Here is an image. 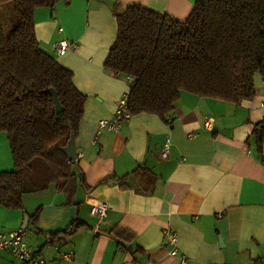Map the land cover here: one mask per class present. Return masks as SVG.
I'll list each match as a JSON object with an SVG mask.
<instances>
[{"label": "crops", "instance_id": "obj_1", "mask_svg": "<svg viewBox=\"0 0 264 264\" xmlns=\"http://www.w3.org/2000/svg\"><path fill=\"white\" fill-rule=\"evenodd\" d=\"M194 2L70 0L34 11L40 47L72 71L86 96L74 137L81 153L72 161L77 185L66 191L51 183L26 193L20 210L0 204V232L25 227L27 244L45 264H183L181 257L184 264H264V131L259 150L254 130L264 121L259 73L250 99L234 103L182 91L167 120L131 115L93 140L97 122L111 118L130 91L126 76L103 66L117 37L116 15L140 5L184 20ZM61 39L76 47L57 54ZM13 167L1 131L0 173ZM94 201L106 203V217L91 215ZM74 220L81 223L75 232L55 233ZM164 228L178 235L176 255ZM0 264L23 263L0 252Z\"/></svg>", "mask_w": 264, "mask_h": 264}, {"label": "trees", "instance_id": "obj_2", "mask_svg": "<svg viewBox=\"0 0 264 264\" xmlns=\"http://www.w3.org/2000/svg\"><path fill=\"white\" fill-rule=\"evenodd\" d=\"M7 1L16 22L0 18V132L14 167L0 173V204L20 210L26 193L51 183L66 191L77 185L62 148L78 132L86 96L72 71L40 47L34 30L37 8L70 0H0V7ZM116 18L117 37L103 66L136 78L128 92L131 115L167 120L182 91L239 103L256 94L255 74L264 77V0H195L184 20L130 5ZM49 88L63 107L59 113ZM262 123L254 129L259 150ZM80 224L55 233L71 234Z\"/></svg>", "mask_w": 264, "mask_h": 264}, {"label": "built area", "instance_id": "obj_3", "mask_svg": "<svg viewBox=\"0 0 264 264\" xmlns=\"http://www.w3.org/2000/svg\"><path fill=\"white\" fill-rule=\"evenodd\" d=\"M76 47L74 42L61 39L54 44V50L57 54H61L64 51ZM128 85L131 87L136 78L132 75L126 76ZM264 83V77H263ZM128 92L124 93L117 104V108L113 116L109 119H101L97 122L94 138H97L104 130L117 131L122 123L131 116L128 108ZM261 106H264V102L261 103ZM209 119L204 121L205 127H209ZM169 153V141L167 140L162 149L160 150V156L166 158ZM81 156V153H78L75 157L77 159ZM108 206L104 202H93L90 207L91 215L102 219L107 215ZM163 235L167 241V244L170 248V254H177V242L178 235L176 232L169 228H164L162 230ZM26 228L18 227L9 232H0V252H8L12 254L15 258L20 260L23 264H45L43 258L38 257L33 249L27 244L25 240ZM68 256V255H66ZM71 255H69L70 257ZM181 262L184 264L186 262L185 257H181Z\"/></svg>", "mask_w": 264, "mask_h": 264}, {"label": "water", "instance_id": "obj_4", "mask_svg": "<svg viewBox=\"0 0 264 264\" xmlns=\"http://www.w3.org/2000/svg\"><path fill=\"white\" fill-rule=\"evenodd\" d=\"M48 92L53 99L55 111L57 113H59L60 111L63 110V107L61 106V104L58 100L57 93L52 88H49ZM263 127H264V125H263ZM62 150H63L64 154L66 155V157L69 161H73L75 159L76 151H75V142H74V136L73 135L70 136L67 144L62 148ZM23 226H26V225H23Z\"/></svg>", "mask_w": 264, "mask_h": 264}, {"label": "rangeland", "instance_id": "obj_5", "mask_svg": "<svg viewBox=\"0 0 264 264\" xmlns=\"http://www.w3.org/2000/svg\"><path fill=\"white\" fill-rule=\"evenodd\" d=\"M0 18L8 19L12 23L16 22V17L13 10V4L11 1H7L0 7Z\"/></svg>", "mask_w": 264, "mask_h": 264}]
</instances>
